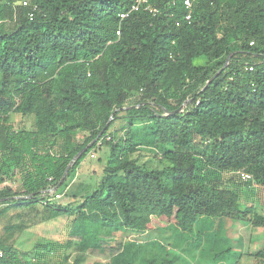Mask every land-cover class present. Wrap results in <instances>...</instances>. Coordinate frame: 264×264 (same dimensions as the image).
<instances>
[{
    "label": "trees",
    "instance_id": "obj_1",
    "mask_svg": "<svg viewBox=\"0 0 264 264\" xmlns=\"http://www.w3.org/2000/svg\"><path fill=\"white\" fill-rule=\"evenodd\" d=\"M183 2L129 12V0H0V185L19 182L0 191V205L75 214L72 237L111 248L130 230L190 232L201 217L251 212L239 201L252 184L264 187V0H196L190 21ZM117 111L127 119L119 138L108 133ZM15 113L35 128L15 129ZM98 143L108 153L95 189L77 205L49 201L73 158L87 147L56 194ZM142 147L163 167L134 160ZM252 224L264 228V217ZM0 249V264H49L36 248L32 263ZM256 257L264 264V250Z\"/></svg>",
    "mask_w": 264,
    "mask_h": 264
},
{
    "label": "rangeland",
    "instance_id": "obj_2",
    "mask_svg": "<svg viewBox=\"0 0 264 264\" xmlns=\"http://www.w3.org/2000/svg\"><path fill=\"white\" fill-rule=\"evenodd\" d=\"M204 62L200 58L194 64ZM117 113L119 117L108 132L115 134V138L124 136L127 131V119L122 112ZM10 121L15 129L35 128V120L30 116L15 113ZM86 135L81 133L78 139ZM107 153L98 143L68 180L66 188L58 192L59 198L51 199L52 203L77 205L81 197L90 194L99 181ZM132 158L148 168L163 167L159 155L148 148L138 149ZM18 186L19 182L13 180L0 185V191L10 189L14 192ZM239 204L241 211L252 205L251 212L244 218L201 217L190 232L180 231L173 224H162L146 232L130 230L124 233L123 244L118 248L106 243L99 248L101 246L93 243L94 240L72 237L75 214L55 215L42 204L18 209L0 205V245L15 249L29 263L33 261L36 248L37 253L47 255L45 259L49 264H124L129 256L134 261L139 257H167L173 264H257L260 259L256 254L264 250V228L255 227L252 220L254 216L264 217V187L252 184L242 193ZM99 234L105 235L107 230Z\"/></svg>",
    "mask_w": 264,
    "mask_h": 264
},
{
    "label": "built area",
    "instance_id": "obj_3",
    "mask_svg": "<svg viewBox=\"0 0 264 264\" xmlns=\"http://www.w3.org/2000/svg\"><path fill=\"white\" fill-rule=\"evenodd\" d=\"M130 1V9L129 12H136L139 10H144V11H152L149 5V0H129ZM196 0H184L183 4L187 10V14L185 16V20L186 21H190L191 19V12L190 9L192 7L193 2H195ZM23 6H27V1H23L22 2ZM127 14H121L120 18L123 19L124 17H126ZM29 19H32V14L28 15ZM117 35H119V32H116ZM243 180H248L250 178L249 175L241 173L240 174ZM48 193L50 196H52L49 201H51L52 198L56 197L59 198V195L56 194V191H53V188H50L48 190ZM4 255V252L0 249V258Z\"/></svg>",
    "mask_w": 264,
    "mask_h": 264
},
{
    "label": "water",
    "instance_id": "obj_4",
    "mask_svg": "<svg viewBox=\"0 0 264 264\" xmlns=\"http://www.w3.org/2000/svg\"><path fill=\"white\" fill-rule=\"evenodd\" d=\"M227 61H228V60H227ZM227 61H226L225 65L223 66V68H225V66L227 65ZM219 72H220V71H218V72L216 73V75H217ZM211 80H212V79H211ZM211 80H209L208 83H209ZM110 120H111V118L109 119V121H110ZM108 123H109V122H108ZM108 123H107L106 126L103 128V130L97 135V137L95 138L94 141L98 140V139L101 137L102 132L106 129ZM94 141H93V142H94ZM93 142H91L87 147L91 146V144H92ZM87 147L84 148V149H82V150L77 154V156H75V157L73 158V160H72V161L70 162V164L67 166V168H66V170H65V172H64V174H63V176H62V178H61V180H60V182H59V184H58L56 187L53 188V191H56V190H57V188L60 186V184H61V183L63 182V180L65 179V177H66V175H67V173H68V171H69V168H70L71 164L73 163V161H74L78 156H80V155H81V154L87 149ZM14 199H23V200H27V199H29V197H16V198H14ZM0 201H3V200H0Z\"/></svg>",
    "mask_w": 264,
    "mask_h": 264
}]
</instances>
